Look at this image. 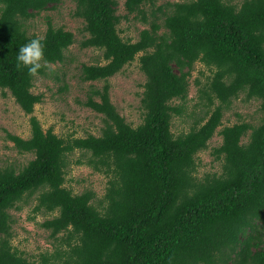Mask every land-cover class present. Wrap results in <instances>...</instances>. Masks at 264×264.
Returning <instances> with one entry per match:
<instances>
[{
    "label": "trees",
    "instance_id": "trees-1",
    "mask_svg": "<svg viewBox=\"0 0 264 264\" xmlns=\"http://www.w3.org/2000/svg\"><path fill=\"white\" fill-rule=\"evenodd\" d=\"M59 1L0 0V90L29 114L30 131L27 138H7L18 152L32 154L21 168L0 166V264H264V0L177 1L160 14L157 0H123V16L118 0H73L74 15L83 20L79 47L102 51L104 63H82L78 78L103 82L90 85L82 102L103 126L99 135L67 138L43 130L32 115L42 96L31 87L35 76L48 75L49 64L63 62L73 32L47 19L40 68L30 73L16 61L19 45L37 36L28 33L27 19ZM131 14L147 25L134 41L117 29ZM135 59L144 76L143 115L131 126L110 101L108 79ZM195 62L210 70L199 90L208 115L174 135L171 120L186 113ZM241 94L259 101V122L218 130L212 155L220 171L196 177V154ZM75 149L89 153L84 163L107 177L102 199L64 186ZM29 198L34 213L56 212L39 223L53 250L37 257L11 244L9 212Z\"/></svg>",
    "mask_w": 264,
    "mask_h": 264
},
{
    "label": "rangeland",
    "instance_id": "rangeland-1",
    "mask_svg": "<svg viewBox=\"0 0 264 264\" xmlns=\"http://www.w3.org/2000/svg\"><path fill=\"white\" fill-rule=\"evenodd\" d=\"M177 1L185 0H157L153 8H159L160 12L157 14H160L161 11L166 10V3ZM229 1L234 4L240 2V0ZM146 7L149 8V6ZM74 11L73 0H60L53 9L40 12L27 19L25 23L29 34L42 35L46 29L47 19L54 27H62L74 34V43L64 52L63 62L49 64L48 68L52 71L47 69V76H35L31 87V92L42 96L41 102L34 106L32 115L38 119L43 130L51 127L54 133L64 138L83 137L88 134L99 135L103 126L101 115L82 104L90 90V85L100 87L103 82H83L78 78L82 63H104L102 51L92 47H79L78 41L82 39L80 31L83 20L76 17ZM116 13L121 16L127 14L123 0H118ZM144 28H147V25L135 19L134 14L128 15V19L121 18L117 25L120 36L124 39L130 38L131 41L136 40L139 31ZM208 75H210L209 68L200 62L193 64L189 78V90L184 101V112L186 113H183L182 116H173L171 120V131L174 135L189 130L196 117L200 115L207 117L208 113L206 114L204 107L201 106L203 99L199 101V90L205 87ZM143 81L144 76L139 70L137 59L125 65L121 71L108 79L110 101L131 126H136L142 120L140 95L143 90ZM4 92L5 95L0 90V166L10 165L18 169L32 158V154L18 152L7 138V133L27 138L30 134L29 114H25L19 108L7 91ZM243 98V94L239 95L230 102L227 108L223 109L221 126L209 139L207 148L196 154L194 173L196 177L220 171L221 161L212 155L213 147L220 143L218 130L223 126L240 121L253 125L259 122L261 116L258 108L259 101L256 99L244 101ZM216 103L217 101H214V104ZM88 154L75 149L68 156L64 186L73 193L89 189L94 192L95 199L100 200L104 193L107 177L100 172L93 171L90 166L84 163ZM76 160H81L82 163L77 164ZM20 203L19 209L9 212L14 219L11 225V244L27 255H34V257L46 250L51 252L53 239L49 237V231L40 227L39 223L56 212L51 214L41 211L34 213L32 209L35 201L30 198L27 199V202Z\"/></svg>",
    "mask_w": 264,
    "mask_h": 264
},
{
    "label": "clouds",
    "instance_id": "clouds-1",
    "mask_svg": "<svg viewBox=\"0 0 264 264\" xmlns=\"http://www.w3.org/2000/svg\"><path fill=\"white\" fill-rule=\"evenodd\" d=\"M43 55L42 37L33 36L26 42L19 45L16 53L17 66H27L30 73L36 72L40 68L39 60Z\"/></svg>",
    "mask_w": 264,
    "mask_h": 264
}]
</instances>
